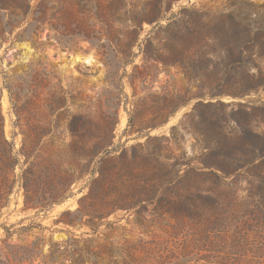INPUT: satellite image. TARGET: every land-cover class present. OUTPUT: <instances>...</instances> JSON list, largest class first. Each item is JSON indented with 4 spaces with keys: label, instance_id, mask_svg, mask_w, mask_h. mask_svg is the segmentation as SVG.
<instances>
[{
    "label": "rangeland",
    "instance_id": "1",
    "mask_svg": "<svg viewBox=\"0 0 264 264\" xmlns=\"http://www.w3.org/2000/svg\"><path fill=\"white\" fill-rule=\"evenodd\" d=\"M163 6L166 11L161 26L150 31L151 26L144 23L141 47L135 49L133 63L126 66L109 64L95 48L86 49V43L82 44L84 49L71 50L48 41L41 45L25 39H15L10 46L9 41L0 43V87L4 79L14 80L31 67L44 64L66 92L70 110L87 109L100 114L113 112L118 104L115 142H125L127 147L139 144L143 152L148 146L157 147L167 161L166 168L152 162L159 191L200 192L210 202L204 207L205 216L180 223L165 219L162 227L152 226L153 231L145 237L170 236L178 243L176 251L180 255V241L186 238L195 242L184 251L189 264H264V215L259 211L264 188V86L242 97L228 94L229 89L214 95L219 90L217 77L222 73L216 70L215 52H208L211 61L204 55V43L211 42L220 29H248L258 39L244 49L246 68L255 74L264 72V0H165ZM167 42L188 45L183 62L163 64L156 60L159 54L171 55L173 50L165 45ZM202 82L205 88H201ZM218 100L227 104L220 106ZM200 102L211 106L200 107ZM239 102L248 105L246 111ZM1 106L5 134L17 149L22 135L14 124L6 89L2 91ZM148 136L158 140L146 144ZM61 138L70 140L67 131L61 133ZM159 140H163V147ZM211 149L215 152L212 156ZM214 159L231 163L228 176L210 164ZM80 195L77 192L52 209L37 213L23 206L22 191H16L0 217V264H16L8 252L10 247L1 241L6 237L3 225L11 226L13 233L6 242L15 250L33 245L40 249L39 255L24 264H90L86 260L73 262L67 252L62 263L48 258L52 249L64 247L69 231H90L88 227L56 222L62 210L77 206ZM149 206L153 211V204ZM133 220L134 214L119 210L89 236L99 237L100 241L107 237L120 245L122 236L134 239L140 235ZM213 222L228 224L227 236L221 237L220 228L210 230ZM30 224L33 226L21 229ZM202 255L208 256L209 262H196Z\"/></svg>",
    "mask_w": 264,
    "mask_h": 264
},
{
    "label": "trees",
    "instance_id": "2",
    "mask_svg": "<svg viewBox=\"0 0 264 264\" xmlns=\"http://www.w3.org/2000/svg\"><path fill=\"white\" fill-rule=\"evenodd\" d=\"M164 1L0 0V43L9 41L10 46L15 39H25L41 45L48 41L66 50L84 49L82 44L86 43V49L95 48L109 64L126 66L133 63L137 55L135 49L141 47L144 23L151 26L150 31L161 26L166 11ZM255 38L257 40L258 35H252L248 29L228 32L220 29V33L212 35L211 42L204 43L207 60L211 61L208 52H215L216 70L222 73L217 77L219 90L214 95H222L229 89L228 94L242 97L264 86V72L259 70L255 74L245 64L244 49ZM170 43L165 45L172 47L171 55L159 54L156 60L163 64L183 62L188 45ZM204 84H200L201 88H205ZM3 89L7 90L15 115L14 124L22 135L17 149L5 134ZM65 94L44 64L31 67L14 80H3L0 87V217L12 195L19 190L23 194V206L37 213L46 212L79 192L77 206L73 210H62L56 222L88 227L90 231L79 234L69 231L64 247H56L49 253L50 261L62 263L67 252L73 262L86 260L90 264H189L184 251L195 246V242L186 238L180 241L183 253L180 255L176 251L178 243L170 236L155 234L148 239L145 235L153 231L152 226L162 227L165 219L180 223L186 218L205 216L204 207L210 204L207 195L190 191L171 194L167 188L159 191L161 186L155 181L157 173L152 162L166 168L167 161L157 147L149 149L148 146L143 152L138 149L139 144L127 147L125 142H115L118 104L108 113L95 114L87 109L73 111L66 104ZM217 102L220 106L227 104ZM238 105L243 112L248 106L241 102ZM198 106L208 108L211 103L200 102ZM64 131L70 137L67 142L61 138ZM155 140L158 138L148 136L146 144ZM162 142L159 140V146L163 147ZM214 153L212 149L209 152L211 156ZM210 164L224 176L230 174L228 160L214 159ZM261 195L259 211L264 215V188ZM152 204L153 211L149 208ZM119 210L134 214L133 224L139 229V236L134 239L122 236L124 240L120 245L107 237L100 241L99 237L89 236L97 233L103 221ZM10 227L3 225L6 237L1 241L10 247L8 252L16 264H24L40 254L36 245L24 246L19 248L21 250L9 245L6 240L13 233ZM209 228H220L221 237L227 236L228 224L213 222ZM207 258L202 255L196 262L207 263Z\"/></svg>",
    "mask_w": 264,
    "mask_h": 264
}]
</instances>
